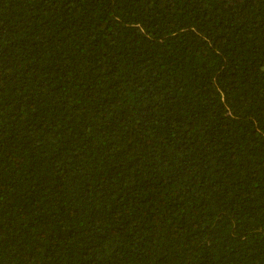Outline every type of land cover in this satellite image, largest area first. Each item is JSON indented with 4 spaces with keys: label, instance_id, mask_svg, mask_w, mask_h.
Segmentation results:
<instances>
[{
    "label": "trees",
    "instance_id": "trees-1",
    "mask_svg": "<svg viewBox=\"0 0 264 264\" xmlns=\"http://www.w3.org/2000/svg\"><path fill=\"white\" fill-rule=\"evenodd\" d=\"M0 264H264V0H0Z\"/></svg>",
    "mask_w": 264,
    "mask_h": 264
}]
</instances>
